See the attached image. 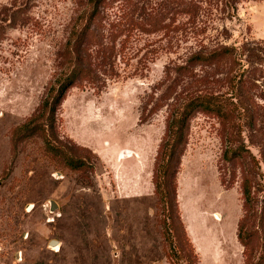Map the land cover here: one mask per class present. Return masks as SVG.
Returning a JSON list of instances; mask_svg holds the SVG:
<instances>
[{
  "label": "rangeland",
  "instance_id": "rangeland-1",
  "mask_svg": "<svg viewBox=\"0 0 264 264\" xmlns=\"http://www.w3.org/2000/svg\"><path fill=\"white\" fill-rule=\"evenodd\" d=\"M188 1L110 3L113 16L137 7L144 27L120 37L114 78L102 89L70 87L49 123L42 102L86 0H0V264H245L237 236L242 169L254 167L260 214L261 139L250 143L244 127L254 157L225 161L220 120L199 112L172 202L156 193L154 173L170 110L190 91L191 78L176 68L192 51L219 42L245 46L242 63L260 71L264 86V0H192L195 20L182 12ZM149 13H163L162 29L149 27ZM196 72L224 77L207 66ZM263 86L256 91L262 134ZM33 117L38 127L23 131ZM73 158L85 165L72 166ZM261 232L252 238L254 264H264Z\"/></svg>",
  "mask_w": 264,
  "mask_h": 264
},
{
  "label": "trees",
  "instance_id": "trees-1",
  "mask_svg": "<svg viewBox=\"0 0 264 264\" xmlns=\"http://www.w3.org/2000/svg\"><path fill=\"white\" fill-rule=\"evenodd\" d=\"M114 1L116 0H86L84 8L75 17L60 53L58 70L41 106L47 113L49 123H53L56 111L70 87L86 82L102 89L107 78H114L116 47L120 37L124 35L123 32H128V35L133 29L144 27L138 21L140 15L135 6L132 11H120L115 16L109 13L107 6ZM182 12L195 20L199 14V5L190 0L184 4ZM161 14L149 13L144 16L149 27L162 29L163 21L159 17ZM246 51L245 46L224 42L213 46L202 45L188 55L184 64L176 68L178 75H188L191 78L190 91L173 104L170 110L154 173L155 191L169 203L172 202L170 188L173 193L176 191L174 183L187 147L190 120L196 113L211 114L220 120L226 142L223 152L225 161L243 159L244 153L254 157L243 138L244 127H248L252 133L250 143H255V138H258L264 147V134L257 129L259 110L263 106L258 104L259 95L256 93L263 86L259 85L257 77L263 75L256 68L242 63ZM198 66L210 67L217 74L223 71L224 77L213 75L212 79L207 78L196 72ZM220 86L226 87V90L220 92ZM261 89L260 91H264V88ZM260 96L264 98V94ZM35 122L36 117H33L23 125L22 130L32 131V127H38ZM73 159L70 160L72 166L81 168L85 165L82 158ZM257 184L254 167L243 168L244 215L239 222L237 236L246 248L245 264L255 263L251 259L256 249L252 238L264 231V211L258 214L255 207V190H259L256 188ZM257 263H261V258Z\"/></svg>",
  "mask_w": 264,
  "mask_h": 264
},
{
  "label": "water",
  "instance_id": "water-1",
  "mask_svg": "<svg viewBox=\"0 0 264 264\" xmlns=\"http://www.w3.org/2000/svg\"><path fill=\"white\" fill-rule=\"evenodd\" d=\"M56 207H57L56 204L54 202H52L51 203V211H53ZM50 245L52 247H57L59 245V241L53 240V241L50 242Z\"/></svg>",
  "mask_w": 264,
  "mask_h": 264
}]
</instances>
